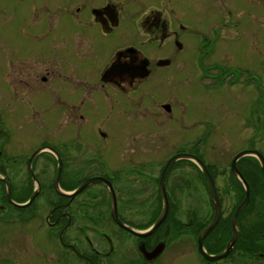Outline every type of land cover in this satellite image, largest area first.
I'll return each instance as SVG.
<instances>
[{"label":"flooded vegetation","instance_id":"af4514ba","mask_svg":"<svg viewBox=\"0 0 264 264\" xmlns=\"http://www.w3.org/2000/svg\"><path fill=\"white\" fill-rule=\"evenodd\" d=\"M200 1L223 10L217 22L236 33V42L222 47L220 31L199 34L194 62L204 87H224L227 98L203 106L211 115L193 106L191 83L198 79L179 0H0V264H191V251L198 264H216L199 251L215 211L209 218L202 196L192 195L191 176L192 169L205 176L198 162L205 163L218 191L216 165L203 145L213 129L197 133L193 126L219 128L238 111L253 124L250 92L242 99L231 91L240 87H252L257 100L262 95L264 107L263 64L238 63L254 57L239 47L241 12L263 20L253 5L264 8V0H247L252 5L240 13L239 0ZM31 43L43 51H28ZM230 51L232 62L216 58ZM245 159L237 166L248 181L252 163ZM249 185L231 255L241 243L247 250L240 257L264 261L257 189ZM234 193L237 209L246 197ZM234 214H222L205 248L230 235L228 246Z\"/></svg>","mask_w":264,"mask_h":264},{"label":"rangeland","instance_id":"374dc122","mask_svg":"<svg viewBox=\"0 0 264 264\" xmlns=\"http://www.w3.org/2000/svg\"><path fill=\"white\" fill-rule=\"evenodd\" d=\"M179 3L182 7H179V10L177 12L178 18H186L185 20H188V32L185 34L184 38L187 41V51L191 52V56L193 58V66H192V73H195L194 76L197 77L198 81H192V100H193V106L195 108H199L195 112H203L205 114H210L207 111L203 109V106H209L211 104L219 105L220 102H224L227 100V98L223 95L224 87L220 88L221 86H214L210 89H206L204 87V82L202 80L203 74L201 72V67L198 64V62H194V59H196L197 54V48L199 43L201 42V37L204 36V34L210 35L212 38L218 34L220 31L221 35L219 40H217L216 44L222 47L220 45L221 43H227V42H236L235 40V30L232 28H225L224 26L219 24L218 18L220 16L224 15V11L219 9L215 12L214 9H207L204 6L200 5V0H179ZM20 6H25V3L19 2ZM235 4V2H234ZM252 5L247 0H239V6H242L240 9L237 10V12H241L243 9H248L249 6ZM230 6V5H229ZM260 18L263 19L264 14L262 13L264 11V8L261 5H253ZM1 7L3 8V11H7L6 3L1 4ZM12 8L11 6H9ZM188 8V9H187ZM244 12V11H243ZM243 12H241L242 20H244V24L239 27L240 36L241 38L238 40L240 43V48L243 46V48H249V52L253 53V56L249 59L248 63L244 64L243 60L238 62L241 66H251V63H258L261 61V63L264 66V24L263 20L258 21L256 18L253 19L252 17H248L245 13L244 16L242 15ZM19 13V12H18ZM17 13V14H18ZM261 13V14H259ZM1 15V14H0ZM0 20H2V17L0 16ZM183 20V19H182ZM209 21H214V26H211ZM249 25V26H247ZM0 32H2V29L0 28ZM199 34L201 37H199ZM250 36H253L252 40L255 42V49L252 46ZM199 39V40H198ZM19 38L16 39V46L21 47L22 43L20 42ZM30 45V46H29ZM28 45V51L30 52H40L43 51L41 46L39 45L34 47V44ZM239 50V49H237ZM242 51V50H241ZM228 52V51H227ZM261 53V54H259ZM216 58H222V60H227L225 62H232L233 60V54L230 51L227 54H223L221 56H216ZM243 64V65H242ZM199 86V87H198ZM252 87L247 89H242L240 87V91H237L235 89L231 91H235L240 95V98L247 99V91L250 92L248 95L249 97V105L253 103V109L255 108V120L254 123L247 125L246 119H243V113L242 111H238L239 115L235 116L236 119L229 120L221 124V126L218 128L216 125L217 123H212L210 126H207L206 123L203 122H197L196 126H193V130L197 133H200L202 131L207 130L209 127L212 126V137L213 139L208 140L207 143L203 144L204 149L208 151V162L211 164L216 165V168L214 170V174L216 175V183L218 188V194L219 197L222 198V211L223 215L230 216L233 212H235V209L237 205L240 203L238 199L235 198L234 191L236 190L237 193H239V196L242 194V199L246 197V189L244 186L239 187L237 185V182L239 179L238 177L233 173L232 171V163L235 157L240 154L241 152L248 151V149L256 150L260 152L264 156V107L261 104L262 103V95L260 100H257L258 92L254 90H251ZM233 99L236 98V96L232 97ZM233 106L231 104V98H229V107ZM219 107V106H216ZM224 107V106H223ZM214 107H212V110L215 112ZM219 109V108H218ZM248 115V113H246ZM211 115V114H210ZM222 115L226 116L227 114L225 112L222 113ZM242 116V120L239 119ZM245 117V116H244ZM246 118V117H245ZM195 122V119H192V123ZM208 127V128H207ZM224 130L228 132V134L223 133ZM163 131V129L161 130ZM208 131V130H207ZM238 132V133H237ZM182 156H176L175 160L178 158H181ZM199 167L203 170V166L209 171L205 163L198 162ZM202 164V166H201ZM195 170V171H193ZM210 172V171H209ZM192 176V186H193V193H197L198 196H202L203 199L201 201L203 202V207L207 211L208 217H212V214L214 212L212 202L210 201L207 185H206V179L205 176L201 171H197L196 169H192L191 171ZM98 182V179H93L88 184L96 183ZM239 190H242V192H239ZM263 190V195H259V191ZM179 193V192H178ZM257 199H256V213L261 214L262 217H255V220L260 221L257 225V228L263 230L264 232V186L261 188H258V193H255ZM179 196L181 194L179 193ZM238 196V198H239ZM245 200V199H244ZM231 218V217H230ZM229 218V219H230ZM255 221V222H256ZM158 227V224L154 227L156 229ZM231 234V233H230ZM257 234V232H255ZM230 236V235H229ZM229 236L227 238H229ZM226 237H223V243H219L217 246H215V249L211 245H207L205 250L212 255H217L226 250L227 247H225L226 242L224 243ZM226 238V240H227ZM258 241V240H257ZM241 243L237 245V251H234V253L223 260L216 261V264H231L234 260H237L238 262H241L243 264H264V261H261V259L253 256L249 258H245L243 256L240 257V254H242V251L245 252L247 249L244 250L245 247L243 244L240 246ZM257 252V251H256ZM197 257V258H196ZM188 260L192 264L196 262L198 264V256L196 254V251H191L188 254ZM198 259V260H197ZM236 263V264H241Z\"/></svg>","mask_w":264,"mask_h":264},{"label":"water","instance_id":"95a60500","mask_svg":"<svg viewBox=\"0 0 264 264\" xmlns=\"http://www.w3.org/2000/svg\"><path fill=\"white\" fill-rule=\"evenodd\" d=\"M248 156L256 157L259 160V162H260V166H261L262 171L264 172V156L258 151H255V150L243 151L240 154H238L235 157V159L233 160L232 171L238 177V179L241 181L243 186L245 187V189H246V198L239 205V207L236 209L235 214L233 216V219H232L233 236H232L231 241L228 243V246H227L226 250L224 252L220 253V254H217V255H211L205 250L204 241H205L206 237L213 231V229L216 227V225L218 224L219 220L221 219V216H222V203H221V199L219 197L218 191L216 189L215 183H214V181H213V179L211 177V174L205 168V166H203V172L205 174V177H206L208 185H209V189H210V193H211V197H212V202H213V205H214L215 214H214V218H213L211 224L201 233V235L199 237V251L201 252L203 257L209 262L219 261V260H223L225 258H228L231 255V253L233 252L235 244L238 241V238H239V235H240V231H239V227H238L239 226L238 225V217L241 214V212L249 204L250 195H251V189H250L249 183L247 182V180L245 179L243 174L238 169L237 163H238V161L240 159H242L244 157H248ZM172 164H173V161H171L167 165V167H166V169L164 171L163 179H162L163 182H164L165 176H166V174H167V172L170 169ZM162 218L157 223L158 225L160 224Z\"/></svg>","mask_w":264,"mask_h":264},{"label":"trees","instance_id":"16d2710c","mask_svg":"<svg viewBox=\"0 0 264 264\" xmlns=\"http://www.w3.org/2000/svg\"><path fill=\"white\" fill-rule=\"evenodd\" d=\"M244 161H250L252 163V166L250 168V170L253 172L251 174L252 176L247 175V174H245V175H246L249 183L251 184L252 188L256 187V189H257L256 193H258V188L264 186V173L261 171L260 165L256 159L246 158ZM213 248L215 249V247H213Z\"/></svg>","mask_w":264,"mask_h":264},{"label":"bare ground","instance_id":"6f19581e","mask_svg":"<svg viewBox=\"0 0 264 264\" xmlns=\"http://www.w3.org/2000/svg\"><path fill=\"white\" fill-rule=\"evenodd\" d=\"M232 236H233V228H232ZM232 236H231V239H232ZM231 239H230V241H231ZM230 241H229V242H230Z\"/></svg>","mask_w":264,"mask_h":264}]
</instances>
